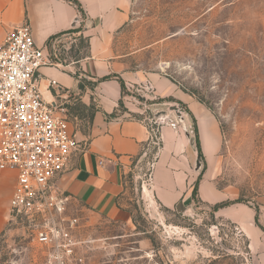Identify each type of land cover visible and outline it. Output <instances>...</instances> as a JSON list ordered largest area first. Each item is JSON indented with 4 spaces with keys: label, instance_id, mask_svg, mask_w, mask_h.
<instances>
[{
    "label": "rangeland",
    "instance_id": "1",
    "mask_svg": "<svg viewBox=\"0 0 264 264\" xmlns=\"http://www.w3.org/2000/svg\"><path fill=\"white\" fill-rule=\"evenodd\" d=\"M75 37L58 42L59 50ZM76 44L58 57L84 52L86 44ZM115 45L134 53V70L166 76L214 115L222 147L209 158L202 153L198 176L212 178L221 191L235 190L236 200L260 210L264 227V0H134ZM142 87L126 88L124 97L144 111L138 116L147 123L169 111L167 102H177L152 92L145 97ZM187 127L195 138L190 117ZM152 170L139 164L126 174L120 198L125 220L85 216L73 201L67 205L62 219L74 239L68 259L61 252L57 260L32 226L17 219L0 238V264H264V232L256 223L254 234L198 199L184 204L186 211L161 207L145 187Z\"/></svg>",
    "mask_w": 264,
    "mask_h": 264
},
{
    "label": "crops",
    "instance_id": "2",
    "mask_svg": "<svg viewBox=\"0 0 264 264\" xmlns=\"http://www.w3.org/2000/svg\"><path fill=\"white\" fill-rule=\"evenodd\" d=\"M76 1L81 11L68 0H0V46L14 28L29 24L36 45L51 56L47 45L50 38L67 32L74 24L83 26L87 51H80V58L45 66L37 76L44 98L64 110L79 143L63 175V189L85 216L125 220L128 214L120 206L125 176L139 164L150 165L155 160L150 180L145 181L152 199L168 210L181 203L194 206L193 189L202 172L196 171L197 145L191 146L182 127L171 125L161 128L160 144L154 145L147 121L138 116L144 111L132 98L124 97L117 78L127 89L148 84L154 96L186 105L196 120L206 158L218 155L222 147L218 121L203 104L178 91L166 76L134 70L133 52H118L115 39L130 21L134 0ZM78 36L72 38L70 46H62L57 56L78 47ZM107 76L116 77L97 83ZM121 100L126 112L119 110ZM114 113L116 117L111 118ZM16 183V172L0 170V238L8 228ZM237 197L235 190L221 191L212 178L199 182L197 199L206 205L235 201ZM217 215L254 232L256 212L244 204L222 208Z\"/></svg>",
    "mask_w": 264,
    "mask_h": 264
},
{
    "label": "built area",
    "instance_id": "3",
    "mask_svg": "<svg viewBox=\"0 0 264 264\" xmlns=\"http://www.w3.org/2000/svg\"><path fill=\"white\" fill-rule=\"evenodd\" d=\"M53 63L36 45L29 24L14 28L0 46V170L17 173L8 223L28 222L38 243L53 248L60 261V253L68 259L74 246L62 219L72 197L61 181L79 143L64 110L48 102L37 85L40 70ZM142 88L151 96L148 84ZM174 119L167 111L149 120L154 145L160 144L162 127L178 126Z\"/></svg>",
    "mask_w": 264,
    "mask_h": 264
},
{
    "label": "trees",
    "instance_id": "4",
    "mask_svg": "<svg viewBox=\"0 0 264 264\" xmlns=\"http://www.w3.org/2000/svg\"><path fill=\"white\" fill-rule=\"evenodd\" d=\"M70 2H72L73 4H75L76 6H78V8L80 9V6L78 4V2L76 0H68ZM81 11V9H80ZM82 29H83V26H80V27H73L72 29L68 30L67 32H64L62 34H59L57 36H54L52 38L49 39L47 45H48V48L50 50V53H51V58L52 60L55 62V63H63L64 60L61 58V57H58L57 56V51L59 50V45H58V42L62 41L64 38H68V37H72V36H78V39L80 40V47L81 48H85L84 47V44H86V48H85V52L87 51V48H88V44L86 42V40L84 39L83 35H82ZM81 50L78 51L77 55L75 56V58H80L81 56L79 55ZM116 76H107V77H104L100 80H98L97 83H100V82H104V81H107V80H110L112 78H114ZM119 79L121 85H122V89H123V94H125V90H126V87H125V84H124V81L120 78H117ZM95 83V85L97 84ZM179 104H181L183 107H184V110L185 112L193 119L194 121V134H195V141H196V145H197V148L199 150V154L203 157V154H202V150H201V146H200V137H199V132H198V129H197V125H196V120L192 114V112L188 109V107L184 104H182L181 102H178ZM119 110L122 111V112H126V108L124 106V102L123 100L120 101V106H119ZM117 115V113H114L112 114L110 117L111 118H115ZM200 177L198 179V181L196 182L195 186H194V189H193V199L196 200L197 197H198V193H199V182H200ZM238 203H242V201L240 200H236V201H227V202H222V203H219V204H216L214 206V210L217 212L218 210L222 209V208H225V207H228L230 205H234V204H238ZM255 223L256 225L264 232V227L260 224V210L256 208V216H255Z\"/></svg>",
    "mask_w": 264,
    "mask_h": 264
},
{
    "label": "water",
    "instance_id": "5",
    "mask_svg": "<svg viewBox=\"0 0 264 264\" xmlns=\"http://www.w3.org/2000/svg\"><path fill=\"white\" fill-rule=\"evenodd\" d=\"M75 25L76 24H74V27H75ZM142 100H145V99L143 98ZM165 105L168 106L170 112L175 113L179 122L182 124V128H183L186 136L190 140L191 146L193 148H195L196 147L195 138L192 134V131L189 128H187V123L189 122V115H186L184 107L175 101L167 102ZM162 116H167V111L158 112V114L156 115V118H159ZM173 126L176 127L175 125H173ZM202 158L203 157L200 154H198L197 160H196V171L197 172H201L203 169V159ZM177 209L179 211H184V210L186 211L187 210L182 203L177 206Z\"/></svg>",
    "mask_w": 264,
    "mask_h": 264
}]
</instances>
